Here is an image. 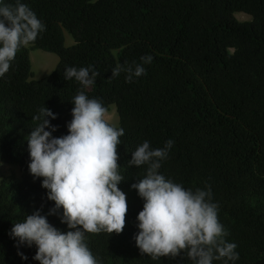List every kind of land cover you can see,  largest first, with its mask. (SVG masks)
Segmentation results:
<instances>
[{
    "label": "trees",
    "instance_id": "1",
    "mask_svg": "<svg viewBox=\"0 0 264 264\" xmlns=\"http://www.w3.org/2000/svg\"><path fill=\"white\" fill-rule=\"evenodd\" d=\"M46 25L34 42L21 47L0 77V160L18 165L21 176L0 182V264H39L37 248L22 247L9 235L14 223L37 209L48 214L43 177L29 170L28 135L40 122L41 107L58 114L53 133H68L72 98L82 86L68 81L69 66L92 65L100 73L83 89L109 110L116 104L125 134L118 145L119 187L127 194L128 212L122 233H87L86 243L101 264H193L186 250L176 258L153 260L141 254L135 240L144 200L132 184L147 165L130 166L145 140L162 148L174 145L159 171L184 187L208 188L219 204V219L235 242V264H264V0H22ZM15 4V0H5ZM245 12L250 20H239ZM65 32L74 43L65 44ZM58 54L56 68L35 79L30 51ZM146 73L132 82L119 64L142 63ZM61 208L48 219L67 232ZM213 264H225L214 260ZM227 264H232L231 261Z\"/></svg>",
    "mask_w": 264,
    "mask_h": 264
},
{
    "label": "clouds",
    "instance_id": "2",
    "mask_svg": "<svg viewBox=\"0 0 264 264\" xmlns=\"http://www.w3.org/2000/svg\"><path fill=\"white\" fill-rule=\"evenodd\" d=\"M45 29L22 0H15L14 5L0 0V77L9 71L19 49L34 42ZM140 59L142 63H118L112 76L124 72L128 82L139 78L153 56ZM99 75L92 65L65 69V79H75L82 86L71 100L73 119L67 124V134L53 135L58 126L49 117L54 120L58 114L47 106L34 117L40 122L27 139L29 170L34 178L43 177L42 187L48 190L47 198L54 207L48 214L37 209L11 228L9 235L25 261L28 256L21 248L35 245L33 259L39 264H101L86 243V234H119L125 228L128 201L119 187L124 176L119 171L117 151L125 129L110 123L108 109L83 90ZM173 145L169 139L162 148H153L145 140L128 161L130 166L147 165L146 174L132 184L144 200L135 235L141 254L153 260L165 256L174 259L186 250L193 264H213L221 259L225 264H235L240 258L238 245L226 239L228 230L219 219V204L213 202L211 189H186L159 171ZM61 208V222L67 224V232L48 219Z\"/></svg>",
    "mask_w": 264,
    "mask_h": 264
},
{
    "label": "rangeland",
    "instance_id": "3",
    "mask_svg": "<svg viewBox=\"0 0 264 264\" xmlns=\"http://www.w3.org/2000/svg\"><path fill=\"white\" fill-rule=\"evenodd\" d=\"M236 17L242 21L251 19V16L245 12H237ZM65 38V44L67 46L72 45L74 43V38L70 33L65 32ZM30 59L32 64V71L34 72L33 78L40 79L44 76L49 75L56 68L60 57L56 53L45 51L40 48H35L30 51ZM116 108V104H111L110 109L107 113V118L109 119L110 123L115 126H118L119 114ZM11 174L21 176L19 166L4 163L0 160V182L3 177Z\"/></svg>",
    "mask_w": 264,
    "mask_h": 264
},
{
    "label": "bare ground",
    "instance_id": "4",
    "mask_svg": "<svg viewBox=\"0 0 264 264\" xmlns=\"http://www.w3.org/2000/svg\"><path fill=\"white\" fill-rule=\"evenodd\" d=\"M113 117H115V116H113Z\"/></svg>",
    "mask_w": 264,
    "mask_h": 264
}]
</instances>
